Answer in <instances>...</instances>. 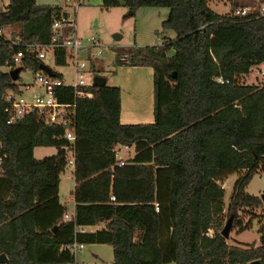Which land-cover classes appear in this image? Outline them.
<instances>
[{"label":"trees","instance_id":"obj_1","mask_svg":"<svg viewBox=\"0 0 264 264\" xmlns=\"http://www.w3.org/2000/svg\"><path fill=\"white\" fill-rule=\"evenodd\" d=\"M211 1L101 0L106 9L168 8L162 32L173 30L176 36L127 47L121 54L128 55V62L117 59L118 64L152 68V123L120 122L119 86L92 83L82 89L93 96L76 99L71 86L58 87L61 102L76 103L73 145L61 137L63 127L46 123L36 113L8 124L3 99L6 88L19 89L3 69L6 61L26 43L50 41L60 8L9 0L0 11L4 264L73 263L74 253L63 248L73 242L109 244L112 264H264V226L259 245L230 244L221 234L231 216L233 228L249 229L251 221L245 225L240 211L264 205L260 196L246 190L254 176L264 173V85L242 80L253 66L264 63V15L255 11L236 16V4L232 12L220 14ZM66 58L64 49L54 51L55 65H65ZM39 63L26 54L18 67L36 71ZM91 64L99 76L98 59ZM219 76L230 82L219 83ZM233 105L240 116H232ZM117 144L134 145V155L121 166L113 150ZM37 146H53L56 153L37 159ZM72 146L75 208L74 220L66 221L58 184ZM233 173L241 178L226 208L222 182ZM110 195L116 200L110 201ZM101 221L105 226L94 232L79 229Z\"/></svg>","mask_w":264,"mask_h":264},{"label":"rangeland","instance_id":"obj_2","mask_svg":"<svg viewBox=\"0 0 264 264\" xmlns=\"http://www.w3.org/2000/svg\"><path fill=\"white\" fill-rule=\"evenodd\" d=\"M51 3L58 6L67 18L72 20L75 25V32L83 39L93 36L99 44L103 45L105 53L100 56L97 64L96 73L105 78L108 85L119 86L124 99L131 98L133 101L134 90L129 92L126 85L129 81L135 82L132 72L129 73L127 69L129 65L118 64V54L124 52L123 49L130 46H146L158 44L162 39L175 35L173 30H166L162 32L161 22L168 16L169 10L165 7H139L133 14H128V9L125 7L102 8L100 3L95 0H69L65 2L62 0H52ZM233 4L238 8L250 6L259 9L264 6V0H213L210 7L220 14H228L232 12ZM8 29L6 34L9 35ZM116 35L119 38H116ZM81 58H86L87 53L82 51ZM44 63L52 68L57 73L62 74L66 83L73 81L74 69L71 60H67L63 66H57L54 63L52 53L49 52ZM5 69V68H3ZM35 71L27 66L19 72L16 82L23 91L22 95L25 98H30L34 92H42L43 87L35 82ZM96 76L90 72L85 73V80L90 83L93 82ZM137 79H142L138 77ZM132 80V81H131ZM247 84L264 85V78L259 76L255 70H250L249 75L242 79ZM139 84H141L139 82ZM25 85H30V90H24ZM151 91L145 92L146 86L142 90L140 85H137L135 94L138 98L144 100L151 96L153 99V84L151 77ZM42 149L44 153L38 152ZM134 152V146L124 153V159H127ZM36 158L39 156H49L56 153V148L53 146H44L37 148L34 151ZM70 166L65 167V171L61 176V196L63 199L71 195L74 180L72 179ZM73 171V170H72ZM241 178L240 173L230 174L224 181L223 186L225 190L226 208L229 204L234 186ZM247 192L253 195L261 196L264 194V173L254 176L246 188ZM240 219L243 223L248 225L251 221V227L245 231L239 228H233L230 237L227 238L230 244L238 245H259L261 242L260 227L264 226V205L257 208H246L240 211ZM227 218L225 219V223ZM212 233V232H211ZM235 239L240 240L237 241ZM75 261L67 264H112L113 252L109 244L92 243L85 244L81 250L75 251Z\"/></svg>","mask_w":264,"mask_h":264},{"label":"built area","instance_id":"obj_3","mask_svg":"<svg viewBox=\"0 0 264 264\" xmlns=\"http://www.w3.org/2000/svg\"><path fill=\"white\" fill-rule=\"evenodd\" d=\"M62 1L69 2V0ZM255 11H259L262 15H264V6L255 10H253L250 6L238 8L234 12V15L247 16ZM67 27H70V29H67ZM74 27V22L68 19L67 14L60 9L59 18H56L52 25L53 34L50 41L40 43L33 40L24 44V49L16 51L3 66L6 71H10L18 67L19 63L26 54L33 56L39 60L40 63H44V60L47 58L49 52L52 53L54 60V51L56 49H64L66 51V61L71 60L74 69L72 82L66 83L64 79L50 76L38 68L35 71L34 78L35 82L43 87L42 92H34L30 98H25L22 95L23 91L20 87L18 90L6 88L3 92V99L6 102L5 111L7 113L8 124L17 122L27 114L36 113L42 116L46 123L63 127L61 137L68 140L71 145H73L75 141L76 103L75 101L70 103L61 102L58 97V87L65 85L71 86L74 91L75 99L81 97L91 98L93 96L92 92L82 89V87H87L93 83H88L85 80V73L90 72L93 74L91 60L99 58L105 53V47L99 44L95 37L90 36L83 39L76 34ZM0 34H2L1 30ZM12 44H18V42L12 41ZM82 51L87 53L86 58H81L80 53ZM117 59L120 63H126L128 62V55L120 53L117 56ZM252 70H255L259 76L264 78V63L253 66ZM217 81L222 84L230 82L229 79H225L223 76H219ZM30 88V85L24 86V90H30ZM120 146V144H117L113 148L118 166L124 165L125 163L120 155ZM124 146L126 147V145ZM74 155V146H72L71 154L67 162L68 166L74 167ZM109 198L112 202L116 200L114 195H110ZM156 210H158L157 206ZM63 219L66 221H73L74 214L71 215L65 212ZM79 229L81 231L82 227ZM83 247L84 244H78L76 242L63 246L64 249H68L72 253L81 250Z\"/></svg>","mask_w":264,"mask_h":264},{"label":"crops","instance_id":"obj_4","mask_svg":"<svg viewBox=\"0 0 264 264\" xmlns=\"http://www.w3.org/2000/svg\"><path fill=\"white\" fill-rule=\"evenodd\" d=\"M51 1L52 0H36L37 4H40V5H54L53 3H51ZM95 1H97V3H100V6H101V0H95ZM8 3H9V0H0V11H4L6 6L8 5ZM210 4H211V2H210ZM166 9H168V8H166ZM168 14H169V12H168ZM175 36H176V33H175V35H173L171 37L174 38ZM127 71L129 73L132 72L134 75L137 74L136 77L134 78L135 82L129 81L126 84V85H128L127 88L129 90V92L134 90V96L135 97L133 98V101L131 100V98H129V100L124 99V96L121 92V110H120V116H119L120 122L123 124L152 123L154 121V115H153V100H151V96L144 100L143 98H138V96L135 94L137 85H140L142 87V90L146 86L145 92H148V96H149V91H151V88H152V85H151V77L153 75L152 68L146 67V66H144V67L130 66L127 69ZM138 77H140L142 79H137ZM139 82L141 84H139ZM106 84H107V81H106ZM152 84H153V81H152ZM231 113H232L233 117H238L241 115V111H240L239 107H236L235 105H233L231 107ZM132 146H134V145H127L126 147L124 145L120 146V155L124 161H126V159H124V153L127 150H129ZM40 147H44V146H37L33 150V155L35 158H36V156H35L34 151ZM38 150H39L38 152L44 153L43 151H41L42 149H38ZM133 155H134V152L131 154L130 157H132ZM43 157H45V156H42V154H41V156H39V158H37V159H41ZM70 168L72 170L74 169V167H72V166H70ZM72 170H71V175H72V179L74 180V175H73ZM62 173L60 174V177H59L58 198H59L60 203L66 204V207H67L66 212L72 215V214H74V208H75V201H74L72 192L74 190L76 183L74 180L71 195L66 197L65 199H63L61 196V176H62ZM225 190H226V188H225ZM104 226H105V222L101 221V222H98L94 225L83 226L81 231H83V232H94L96 230L103 228ZM235 240L240 242V240H238V239H235Z\"/></svg>","mask_w":264,"mask_h":264},{"label":"water","instance_id":"obj_5","mask_svg":"<svg viewBox=\"0 0 264 264\" xmlns=\"http://www.w3.org/2000/svg\"><path fill=\"white\" fill-rule=\"evenodd\" d=\"M54 14L56 13V10H54L53 12ZM134 12L132 10H129L128 11V14L131 15L133 14ZM116 38H119L118 35H116ZM39 69L43 70L44 72H46L48 75L50 76H53V72H52V69L46 65L45 63H39V66H38ZM19 71H20V67H16L12 70H10L8 73H9V76L10 78L13 80V81H16L18 79V76H19ZM176 75V73H175ZM106 83V80L105 78L103 77H100V76H96L93 80V84L94 85H97V86H101V85H104ZM261 199L263 201V204H264V194H262L261 196ZM233 221H234V217L231 216L225 226L223 227L222 231H221V234L226 237V238H229L230 237V233L232 231V228H233ZM56 227H53L52 230H55ZM4 263H8V258L7 256L2 253L0 254V264H4ZM251 264H259V260H254L251 262Z\"/></svg>","mask_w":264,"mask_h":264}]
</instances>
